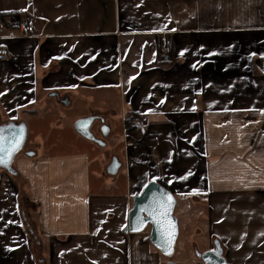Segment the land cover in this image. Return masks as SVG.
Here are the masks:
<instances>
[{
	"label": "crops",
	"instance_id": "crops-1",
	"mask_svg": "<svg viewBox=\"0 0 264 264\" xmlns=\"http://www.w3.org/2000/svg\"><path fill=\"white\" fill-rule=\"evenodd\" d=\"M0 47L1 123L33 153L0 168V264H166L149 228L124 231L153 179L182 209L175 253L185 234L264 264V0H0ZM93 114L105 154L74 127Z\"/></svg>",
	"mask_w": 264,
	"mask_h": 264
},
{
	"label": "water",
	"instance_id": "water-1",
	"mask_svg": "<svg viewBox=\"0 0 264 264\" xmlns=\"http://www.w3.org/2000/svg\"><path fill=\"white\" fill-rule=\"evenodd\" d=\"M98 119L97 115H89L78 119L75 122L76 131L83 137L94 141L99 145H105V141L97 138L93 133L91 127L93 122ZM103 120V119H102ZM101 130L104 134L109 131V127L106 124L101 126ZM15 131L20 138L19 150L14 153L10 161L0 164V168L15 174L16 170L13 167V161L15 157L21 153L24 148L27 138V125L24 122L8 121L6 123H0V136L5 137L4 148L10 147V141L13 139L9 133ZM4 153H0L3 155ZM26 155H32V151H26ZM117 168L116 159L113 160L109 171L115 172ZM165 193L171 194L174 203L170 206L167 220L171 221L174 225V240L169 246L168 240L162 234L163 225L157 222V218L150 214L151 210L156 208V202L160 200L161 196ZM177 204V198L175 193L164 183L159 180H150L140 193L134 196L133 205L129 210L128 224L124 231L126 233H137L149 228V240L150 242L165 256L171 257L176 249V243L180 233L179 219L175 214V208ZM198 256L202 259L203 264H230L223 254V248L219 241H214V247L204 252H199ZM166 264H177L171 259Z\"/></svg>",
	"mask_w": 264,
	"mask_h": 264
},
{
	"label": "built area",
	"instance_id": "built-area-1",
	"mask_svg": "<svg viewBox=\"0 0 264 264\" xmlns=\"http://www.w3.org/2000/svg\"><path fill=\"white\" fill-rule=\"evenodd\" d=\"M8 25L12 29L20 31L24 35L31 33L34 27V20L29 18L27 20L21 19L17 14L11 13L7 16ZM11 56L10 51L5 47H0V61L8 60ZM172 48L167 43H164L159 50V60L162 63L171 61ZM261 66L264 68V61ZM125 127L127 130H137L144 135L147 132V118L140 114H132L125 119Z\"/></svg>",
	"mask_w": 264,
	"mask_h": 264
},
{
	"label": "snow or ice",
	"instance_id": "snow-or-ice-1",
	"mask_svg": "<svg viewBox=\"0 0 264 264\" xmlns=\"http://www.w3.org/2000/svg\"><path fill=\"white\" fill-rule=\"evenodd\" d=\"M187 51V49H185ZM183 53H181L182 55ZM255 55V53H253ZM195 67V65H194ZM9 135L13 138L10 141V147L7 149L4 148L5 137L0 136V153H4L0 155V164L5 163V161H10L12 156L16 151L19 150L20 146V138L15 131L9 133ZM174 203L172 200L171 194L165 193L161 196L160 200L156 202V208L152 209L150 214L157 218V222L163 225L162 234L168 240L169 246H171L174 240V225L171 221L167 220L168 212L170 206Z\"/></svg>",
	"mask_w": 264,
	"mask_h": 264
},
{
	"label": "rangeland",
	"instance_id": "rangeland-1",
	"mask_svg": "<svg viewBox=\"0 0 264 264\" xmlns=\"http://www.w3.org/2000/svg\"><path fill=\"white\" fill-rule=\"evenodd\" d=\"M18 118L24 120L22 113L18 115ZM4 120L5 119H3L2 116L0 115V123L4 122ZM31 148L32 146L30 142L26 141L23 151L21 152L24 153L25 151L30 150ZM99 149L102 153L105 154L107 151H112V144L110 141H107V144H105L104 146H99ZM177 213L182 215L181 206L177 208ZM177 213L175 212L176 216ZM205 247L206 246L204 245V243L202 242L193 243L191 240L187 239V236L185 234H182V239L179 240L176 253L174 252V254L171 257H168L167 259L168 260L171 259L177 264H179V261L181 262V264H201L200 261L198 260L197 252L198 253L201 252Z\"/></svg>",
	"mask_w": 264,
	"mask_h": 264
},
{
	"label": "trees",
	"instance_id": "trees-1",
	"mask_svg": "<svg viewBox=\"0 0 264 264\" xmlns=\"http://www.w3.org/2000/svg\"><path fill=\"white\" fill-rule=\"evenodd\" d=\"M3 17H4V19H5L6 16H3ZM135 114H137V113H135ZM128 116H130V115H128ZM128 116H127V117H128ZM165 185L168 186V187L170 188V186H169L168 184L165 183ZM198 260L200 261L201 264H203V261H202V259H201L199 256H198Z\"/></svg>",
	"mask_w": 264,
	"mask_h": 264
}]
</instances>
